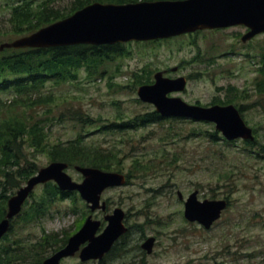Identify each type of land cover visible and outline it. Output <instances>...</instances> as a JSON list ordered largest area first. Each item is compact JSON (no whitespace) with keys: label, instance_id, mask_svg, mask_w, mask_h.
Wrapping results in <instances>:
<instances>
[{"label":"rangeland","instance_id":"1","mask_svg":"<svg viewBox=\"0 0 264 264\" xmlns=\"http://www.w3.org/2000/svg\"><path fill=\"white\" fill-rule=\"evenodd\" d=\"M20 1L0 0V43L17 36L9 32V15L11 5ZM32 1L45 2L61 13L75 5L73 0ZM244 32L243 25H235L158 42H126L123 54L107 64L103 76L88 75L81 68L76 79L59 84L48 80L42 88L43 93L54 97L45 127L50 145L66 144L82 134L88 147L115 151L120 171L129 173L132 169L128 184L102 194L107 202L104 212L122 207L130 229L121 241L124 244L117 246L122 249L121 256L110 257L104 264H140L139 259L147 264H264V94H258L255 83L256 70L264 60V32L243 42ZM157 70H163L165 76L187 78L184 90L169 95L203 105L231 102L240 108L245 122L253 128L254 144L245 145L241 139L228 143L220 132L213 141V123L182 118H165L125 130L109 129L113 121L122 123L121 119L154 109L151 103L138 99L133 72L139 74L138 78L150 75L153 80ZM15 95L13 88L0 90L4 104L0 118L10 113L7 104ZM77 108L90 114L95 123L81 127L72 117ZM38 112L47 119L45 106ZM25 152L38 168L50 162L45 152ZM136 160L146 165L143 171L133 169ZM67 172L81 181L82 175L74 166ZM2 177L0 172V182ZM195 189L200 199L229 198V206L209 229L183 216V200L177 191L186 198ZM42 191L43 185L36 186L23 209L39 200ZM84 212L92 213L79 196L72 203L70 198L56 199L45 214L29 222L24 221L21 212L13 218L8 239L3 241H16L13 246L19 250L3 264H41L56 245L35 250L34 244L44 234L53 233L57 240L65 234L69 237L85 218ZM103 215L101 211L92 213L102 225ZM150 235L156 237V242L153 251L146 253L141 243ZM134 254L138 256L131 262ZM61 264L99 263L95 259L81 261L76 253L63 258Z\"/></svg>","mask_w":264,"mask_h":264},{"label":"water","instance_id":"2","mask_svg":"<svg viewBox=\"0 0 264 264\" xmlns=\"http://www.w3.org/2000/svg\"><path fill=\"white\" fill-rule=\"evenodd\" d=\"M243 24L249 30L242 35L246 41L264 31V0H154L128 3L92 2L67 17L56 20L38 30L0 44L5 47H51L73 44H114L130 40H149L174 36L197 29H209ZM184 77H164L155 73L153 84L139 86L137 92L143 101L154 103L164 116H182L195 120L216 123L215 127L228 139L243 137L253 139L251 127L247 126L237 108L232 104L203 107L188 104L177 96H168L171 91L185 87ZM68 164L53 161L41 167L31 176L16 194L8 199L6 216L0 221V238L7 232L10 219L18 214L22 204L35 185L54 180L62 190H77L91 209L105 208L100 204L102 191L109 186L126 182L122 172L104 171L95 167L75 166L83 175L80 182L74 181L66 172ZM194 190L184 202V215L190 221H198L206 228L221 216L227 206L226 199L199 200ZM181 198L182 193L178 191ZM103 230L96 234L99 220L87 217L82 227L69 237L66 245L43 260L42 264H59L63 257L73 255L82 243L87 242L79 253L80 259H100L114 241L127 230L124 211L116 207ZM154 236L148 237L142 247L151 252Z\"/></svg>","mask_w":264,"mask_h":264},{"label":"trees","instance_id":"3","mask_svg":"<svg viewBox=\"0 0 264 264\" xmlns=\"http://www.w3.org/2000/svg\"><path fill=\"white\" fill-rule=\"evenodd\" d=\"M92 1L123 3L138 0H73L75 5L66 13L59 12L45 2L35 4L32 0H24L11 5V14L9 15L11 30L9 32L15 35L31 33ZM122 46V43L98 46L75 44L47 48H9L0 52V90L13 88L16 92V95L7 104L10 113L0 118V172L3 174L0 182V219L6 214L7 200L10 195L38 169L36 163L29 159L25 152L26 149H29L33 155L45 152L50 161H65L69 163V166L79 164L105 170H112V167H115L120 170L115 151L102 152L96 148L88 147L83 142L82 134L66 144L58 142L50 145L48 143L45 127L52 111L50 103L54 102V97L52 94H45L41 90L48 80H53L54 83L59 84L76 79L81 68H84L88 75L103 76L107 73V64L114 61L116 56L123 54ZM138 76L137 72H133V81L136 79L134 81L136 84L151 81L150 75H142L140 78ZM143 78L145 80H142ZM262 92L264 94V89ZM3 106L4 104L0 99V112ZM44 106L47 109V119H44L38 112L40 107ZM59 117L62 118V115ZM72 117L79 122L81 127L93 125L96 121L80 108L75 109ZM161 118L160 114L152 109L149 112L128 117L126 120L121 119L122 123L113 121L108 125V128L125 130L136 125L158 122ZM106 126L102 125V128H106ZM210 136L215 141L218 138L217 131H211ZM244 143L246 145L254 144L253 141H244ZM262 148L264 149V147ZM145 166L139 165L136 160L133 169L143 171ZM131 173L132 169L129 170L128 175L131 176ZM12 190L14 192L7 194L8 191ZM77 196V192L61 191L54 182H47L43 186L39 200H34L30 206L23 209L22 218L25 222H29L45 214L56 199L69 197L74 200ZM67 237L65 234L62 240H57L53 233L44 234L42 240L34 244V248L39 250L46 245H56L54 248L56 250L66 242ZM7 239L8 237H6ZM12 241L0 245V264L9 262L13 256H16V251L19 249L13 246L16 241ZM114 249L117 250V247L115 246ZM113 252L112 249L99 264H104L110 257H119L120 253L113 254ZM141 264H146V262L142 260Z\"/></svg>","mask_w":264,"mask_h":264},{"label":"flooded vegetation","instance_id":"4","mask_svg":"<svg viewBox=\"0 0 264 264\" xmlns=\"http://www.w3.org/2000/svg\"><path fill=\"white\" fill-rule=\"evenodd\" d=\"M137 256H138V255L134 254V255H133V260H134V258L137 257Z\"/></svg>","mask_w":264,"mask_h":264}]
</instances>
